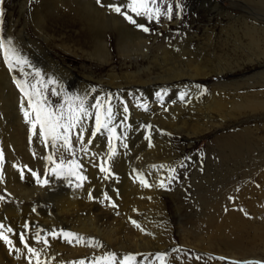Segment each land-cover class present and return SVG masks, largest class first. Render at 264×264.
<instances>
[{"label": "rangeland", "instance_id": "374dc122", "mask_svg": "<svg viewBox=\"0 0 264 264\" xmlns=\"http://www.w3.org/2000/svg\"><path fill=\"white\" fill-rule=\"evenodd\" d=\"M125 2L0 0V39H10L16 54L27 61L17 64L13 60L9 70L0 50V196L4 197L0 200V225L6 224L0 232L10 229L7 221L18 218L23 229L15 227L13 234L19 247L50 237L85 248L87 240L95 237H87L66 223L58 215L61 203L71 194L80 193L95 210L102 211L90 212L83 218L99 215L105 219L119 213L122 192L129 195L128 185L136 182L131 171L147 166L140 157L158 143L160 158L153 168L154 174L161 177L157 193L161 213L146 221L157 228L150 232L158 237L164 250L150 251L148 257L133 264H264V0H158L162 13L166 5H172V19L161 15L157 23L129 12L137 24L149 28L148 32L107 7ZM245 24L258 29L251 46L253 38L243 35ZM9 27L13 29L11 36L7 35ZM126 30L142 34L151 48L146 59L138 57L131 65L123 63L119 54L120 50L124 55L131 51L123 37ZM98 37H105L112 58L109 67L100 69L96 60L107 54L96 41ZM159 47L170 52L168 63L178 61L173 64L178 67L184 57L193 56V63L202 61L211 74L208 79L192 82L182 78L184 83L177 84L172 74L165 71L170 67L162 68ZM110 68L114 73L109 72ZM37 71L39 77L35 75ZM125 73L132 76H124ZM15 80L29 86L41 81L37 87L48 107L56 112L61 106L66 111L70 102L79 105L82 100L84 107L87 102L91 104L89 115L81 121L83 145L77 141L80 126L72 130L71 151H58L62 141L52 146L49 139L46 145L39 137V125L33 130L24 116V110L30 112L29 120L35 114ZM146 80L148 83L142 85ZM116 84L119 86H110ZM16 95L25 101L24 109L17 103ZM98 101L104 108L108 101L113 119L108 128L93 136ZM243 103L245 107L236 108ZM135 105L149 116H142L137 131L129 134L127 131L134 126L129 120ZM174 108H182L175 119L176 129L169 128L168 122ZM113 127L116 133L110 147L107 139L113 134L108 129ZM167 132L171 133L170 138ZM188 136L195 141L189 144ZM95 137L104 153L110 154V149L115 148V152L122 149L125 155L118 162L112 156L110 162L103 164L110 173L103 172L105 176L97 185L79 158L87 141ZM48 152L56 163L64 161L56 172L52 171L56 163L47 159ZM72 160L81 165L79 174L87 175L83 181L72 174ZM101 165L98 162L97 169ZM172 165L171 177L165 182L162 175ZM32 172L48 183H37ZM133 220L136 221L130 219L131 226ZM71 231L82 241L77 243L75 238L64 236ZM69 239L74 241L69 243ZM95 253L73 256L72 261L60 264H98Z\"/></svg>", "mask_w": 264, "mask_h": 264}, {"label": "bare ground", "instance_id": "6f19581e", "mask_svg": "<svg viewBox=\"0 0 264 264\" xmlns=\"http://www.w3.org/2000/svg\"><path fill=\"white\" fill-rule=\"evenodd\" d=\"M188 1H193V0H188ZM105 6L106 5H104L103 7H105ZM177 15L179 17V15H180L179 11L177 12ZM175 24H177V22ZM244 26L246 28L245 29L246 33L244 32L243 35H245V37H248L249 39L253 38V36L257 33V30H258L256 28L257 26H255V25L249 26L247 24H245ZM12 30H13L12 28H10V27L8 28V32H7L8 36L12 35ZM125 32H126V34H125V36H123L124 41H125V44L130 45L131 51L128 55H124L123 51H121V50L119 51V54L123 60V63L124 62H130V65H131L132 62L133 63L136 62L138 57L146 59L145 55L151 49L150 46L148 45V41L146 40V38L142 34H137V33L134 34V32H132V31L130 32V31L126 30ZM104 38L105 37H98L96 40L98 43L102 44L106 48L105 49L103 47L104 51L107 54L106 57H104L103 59L96 60V63L100 66V67L97 66V67H99V69L109 67L110 63L112 62V58L110 57L111 54H109L110 50H109L108 45H107ZM255 41L256 40L253 38L250 46L253 45ZM119 43H121L120 39L118 40L117 46L119 45ZM140 47H142V49ZM122 48H124V46H122ZM159 50L162 52V57H163V58H161L162 68L170 67V68L165 69V71L172 74V76H173L174 80L177 82V84L178 83H184L182 78L187 77V80L192 82V81H195L199 78L206 79L211 74V72H209V70H208V67L204 66V64H202V61L193 63V61H194L193 56L184 57V60L178 65V67H176L173 64L179 63L178 61H174V62H172V64L167 62L168 60H170L169 55H168L170 52L167 50V48L166 47L165 48L159 47ZM176 57H177V55H175V58ZM112 68L109 69L110 73H114ZM143 69L146 70V68H143ZM143 69L139 70L138 73L143 72ZM110 76H113V75L111 74ZM124 76L130 77V76H132V74L131 73H125ZM146 82H147V80L144 83H142V85H145ZM130 83L131 84H137L135 82H130ZM110 86L114 88V87L119 86V85L116 84V85H110ZM91 88H94V87L91 86ZM15 97H16L17 103L23 102L24 106H26L25 101L20 96L18 97L16 95ZM160 102H161V100H160ZM154 104H156V103H154ZM225 104H226V101H225ZM90 105L91 104H89L87 102V104L85 106L87 111H88ZM164 105L165 104H163L162 107H164ZM245 105H244V103L239 104L238 106H236V108H238V107L241 108L242 106L245 107ZM232 106H234V105H232ZM215 109L219 112V105H216ZM172 112H173L172 116L171 117L169 116V118H168V122L171 125V127H169V128H175L176 129L175 119L179 118L180 113L182 112V108H174ZM142 116L143 117L146 116V118H148L149 115L148 114L144 115L143 112L140 111L139 107L137 105H135L134 109L131 111V116H130V120H129L130 126H131V123L134 124V126H133V128H131L129 126L130 130H128L127 133L130 134V131L132 132V131H134V129H136V131H137L138 125L141 124L138 120L141 119ZM118 124L119 123L117 122V125ZM121 126H122V124H121ZM127 127L125 125L126 129H127ZM123 129H124V127H123ZM171 130H173V129H171ZM170 134L171 133L167 132L166 136L169 137V136H171ZM194 134H196V133H194ZM102 135L103 134H101V136ZM105 136H106V134H105ZM93 138L91 139V143L90 144L88 143L85 146L87 151H83L79 158H80V162H81L82 166H84V168L86 169L87 173L89 174V176L91 177L93 182L97 185V184H100V182L98 180L100 178H103L105 175L103 174V172L101 171L100 168L97 169L98 166H96V165L98 162L102 163V165L110 162V160H109L110 154H109V152L104 153L103 148L98 147L99 144L101 143V142H99L100 140L97 139L96 137H95V139H93ZM186 138L188 139L187 142L189 144L193 143L195 141V138H190L189 136ZM106 139H107V137H106ZM113 139H114V136L112 138L107 139L108 142H110L108 144L110 147H112L111 142L113 141ZM86 140H87V138H86ZM104 141H102V142H104ZM160 147H161V144L155 143L150 149H148L140 157L143 160H145V162L147 163V166H145L144 168H142L140 170H132L131 171V175L134 177V180L136 182L134 184L128 185V191L125 188V190L127 192H129L130 196L126 195V193L124 191L122 192V194H123L122 199L120 200V204L118 205L121 207L120 212L112 215V217H108V218L104 219L103 217H100L99 215H94L95 218H93V216L88 217V218H83V217L89 215L90 212H93V211L94 212L95 211L102 212V211L100 209L95 210V207L92 205H89L88 201L85 199L84 196L82 197L80 195V193L71 194L70 197L66 198L60 205V212L58 215L60 217H62L66 223H70L73 227H76L80 232L86 234L87 237L91 236V237H95V238H89L90 240L88 239L87 242L85 243L86 244L85 248H82L84 245L82 246L81 244H78V245L74 244L75 246L72 244V246H71V245H69V244L67 245L66 243H63V242L61 243L58 240H56L55 238H50V237L47 239V244H45L44 242H40V243L37 242L38 244H35L36 242L32 243L29 241L30 243H28L27 246L34 249L36 252H38L40 254L39 255L40 264H48V263L49 264H60L63 262H67L68 260L72 261L73 256L85 255L87 252L88 253L89 252H96L95 257H96V260L98 262L100 261L99 264H125V262H127V264H133L139 258L145 259L146 257H148L147 253H149L150 251L153 252L155 250H164L162 246H159L158 237L150 232V231L157 230V228L154 225H151V224H153L152 222H151V224H149L150 222L146 221L147 218H150V217L153 218V216L154 217L159 216L158 214L161 213L159 208L162 206V204H160L161 205L160 206L158 203L159 200L157 202V199H158L157 193L160 190L159 184H160V178L161 177L159 178L158 176H156L154 174V168H153L156 161L157 162L159 161ZM60 149H62V147L58 146V151H60ZM50 153H51V151H50ZM50 153L48 152V156L51 155ZM123 156H125V155H124V152L122 151V149H118L115 152V155L113 157H114L115 162H118L119 159ZM107 160H109V161L106 162ZM173 166L174 165H172L171 167L168 168L169 169L168 173H167V171L166 172L164 171L162 178H163V180H165V182H167L169 180V178L171 177V173L173 172ZM141 177L143 178V180H145L147 182V185H149V186L146 187L141 183ZM89 189H90V187H89ZM87 192H89V190ZM82 194H84V193L82 192ZM90 201H91V199H90ZM104 203H105V201H104ZM101 204H102V202H101ZM108 204H109V202H108ZM113 205H115V204L113 203ZM104 210H105V208H104ZM27 213H26V216L29 217V215H27ZM5 214H7V212ZM90 215H91V213H90ZM116 215H118L117 218H115ZM164 215H163V217H164ZM16 216H17V214H16ZM7 218H8V216H7ZM132 218L135 219L136 221H139V225H140L139 228H137L134 224H133V226L130 225V219H132ZM41 219L43 220V218H41ZM7 223L10 226V229L12 227V232L8 231V229H6V231L4 230L5 232H3V233L5 234V236H7L9 238V241H11V243L6 242L5 240L0 241L1 242L0 243V262L5 263V264H37V258L28 252V248L17 246V242L15 241V240H17V237H15L13 234V232L16 229L15 227H17L18 229L19 228L23 229V222L18 220V218L17 219L11 218L10 221H7ZM155 225H156V223H155ZM5 226H6V224H5ZM71 233H72V231H71ZM50 234L51 233H49V236H50ZM52 235H53V233H52ZM57 237H59V235ZM72 241H74V240H72ZM50 255H51V257H50ZM112 255L115 256L114 260L106 262L102 259L103 257H108V256H112ZM19 256H20V258H19ZM91 257H93V256L91 255ZM128 257H133V259L129 260ZM93 264H95V263H93Z\"/></svg>", "mask_w": 264, "mask_h": 264}, {"label": "snow or ice", "instance_id": "6c2138e0", "mask_svg": "<svg viewBox=\"0 0 264 264\" xmlns=\"http://www.w3.org/2000/svg\"><path fill=\"white\" fill-rule=\"evenodd\" d=\"M97 3L100 4L101 0H97ZM104 6V5H102ZM112 11L116 12L117 14L123 16L129 23L135 25L136 27L142 28L143 31L148 32L149 28L145 27L143 25L137 24L136 20L133 18L132 15L129 14V12L135 13L136 16H145L149 21H152L155 19L157 23L160 21L161 15L166 16L168 19H172V13H173V7L172 5H166L165 11L161 12V6L158 3V0H126L123 4H109L107 5ZM2 9H0V15H2ZM12 41L10 39L5 42L3 39H0V50H3V56L4 61L7 63L9 70L13 68V60L17 64L20 63H27V61H23L17 54L13 47H11ZM37 77L40 76V73L37 71L35 73ZM49 83H54V81H48ZM17 88L20 89L22 93L28 98V107L32 110V113H34V119H28L30 116V112L27 110H24V116L26 120L31 124L32 129L35 130L37 125H39V137L42 139V141L47 145L49 139L52 142V146H55L57 141H62V144L60 147L71 151L72 149V142H71V134L72 130L77 128V126H80V133L77 134V141L80 142L82 145L84 143L83 141V125L81 121L84 117H87L89 115V112L85 109L84 103L81 100L79 105H74L73 103H69L67 110L65 111L64 107L61 106L59 112L53 111L50 107L47 105L46 99L43 97L40 89L37 87V84L41 83V81H37V83H34L32 85H27L26 82H22L19 80H15ZM53 94H56L53 92ZM35 97V100L33 99ZM79 99V98H76ZM105 105H108L106 108H104V105H102L99 101L97 102V105L95 106L97 108V111L95 113L96 118V131L93 132L91 135H95L96 132H99L102 128H108L109 123L112 120V108L111 105L108 104V101L104 102ZM21 107L23 109V102L21 103ZM101 108H104V112H101ZM127 111V109H125ZM102 115L105 117V119H102ZM151 127V126H149ZM113 136L115 137L116 129L109 128L108 129ZM33 134L35 135V131H33ZM146 139H150V137H146ZM88 143H91L89 140ZM82 150L87 151L86 147L82 148ZM115 155V148L110 149V155L109 159L112 158V156ZM3 159V153L0 152V160ZM47 159L49 161H52L53 163H56L53 161L52 156H48ZM64 165V161L60 160L59 163H56V168L52 169L53 172H56L57 169L61 168ZM81 165L77 163L75 160H72L69 162V168L72 171L73 175H76L81 181L86 179V177H83L79 174L78 169H80ZM101 171L105 173H110V169L105 168L103 165H101ZM58 174V173H57ZM32 175L36 177L37 183L40 184H47V179L41 180L39 176L35 172H32ZM141 183L144 186L147 185V182L143 180L141 177ZM80 186V185H77ZM163 186V184H161ZM106 199H108L107 195L105 196ZM4 197L0 196V200H3ZM115 206V205H113ZM132 223L139 228L140 225L136 223V221H132ZM3 225H0V228H3ZM27 227V225H25ZM8 231H11V229H8ZM54 235V234H53ZM64 236L66 238L73 237L79 242L82 238L76 236V234L73 233H64ZM0 239L5 240L8 243H11L9 241L8 237L5 236L2 232H0ZM43 239V238H40ZM21 240H23V236L21 237ZM45 244H47V240H43ZM69 243L72 242L71 239L68 240ZM25 247L28 248V252L31 253L33 256L37 258V264H40L39 259V253L36 252L34 249L27 246L25 243ZM104 261H111L115 259V256H108L102 258ZM129 260L133 259V257H128ZM222 259V258H221ZM80 264H84L83 261L80 262ZM99 264V262H98ZM127 264V262H125ZM245 264H253V262H245ZM254 264H260L259 261L254 262Z\"/></svg>", "mask_w": 264, "mask_h": 264}]
</instances>
